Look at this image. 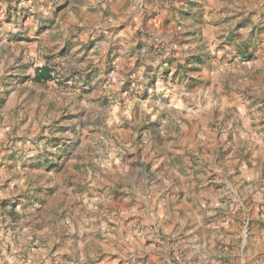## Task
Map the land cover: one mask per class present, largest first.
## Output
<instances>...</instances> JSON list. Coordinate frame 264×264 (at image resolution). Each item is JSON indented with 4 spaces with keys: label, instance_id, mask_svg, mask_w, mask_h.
Here are the masks:
<instances>
[{
    "label": "rangeland",
    "instance_id": "1",
    "mask_svg": "<svg viewBox=\"0 0 264 264\" xmlns=\"http://www.w3.org/2000/svg\"><path fill=\"white\" fill-rule=\"evenodd\" d=\"M42 255L264 264V0H0V264Z\"/></svg>",
    "mask_w": 264,
    "mask_h": 264
},
{
    "label": "crops",
    "instance_id": "2",
    "mask_svg": "<svg viewBox=\"0 0 264 264\" xmlns=\"http://www.w3.org/2000/svg\"><path fill=\"white\" fill-rule=\"evenodd\" d=\"M144 198H145V208L147 210L146 212L149 215L148 210L150 209V212H151L150 216L151 217H154L155 213H158V211L162 209L163 199H159V198H156L155 199L154 198L152 200H149V199L147 200V194H146V196ZM163 207L165 209H169V206L168 205H164ZM153 222L160 223L159 221H154V220H153ZM153 222H149V223H153ZM161 227L162 226H160V229H161ZM161 232H163V231H161ZM42 259H44V255H42L41 258H37V257H32L31 259L30 258H26L25 260L20 261L19 264H41ZM12 262L13 261L8 262V263H12Z\"/></svg>",
    "mask_w": 264,
    "mask_h": 264
},
{
    "label": "built area",
    "instance_id": "3",
    "mask_svg": "<svg viewBox=\"0 0 264 264\" xmlns=\"http://www.w3.org/2000/svg\"><path fill=\"white\" fill-rule=\"evenodd\" d=\"M171 240L167 239V242L169 245H171L170 247L174 251L175 257L179 259H183L185 255L183 251L184 248L182 247L181 243L176 240H172V241Z\"/></svg>",
    "mask_w": 264,
    "mask_h": 264
},
{
    "label": "trees",
    "instance_id": "4",
    "mask_svg": "<svg viewBox=\"0 0 264 264\" xmlns=\"http://www.w3.org/2000/svg\"><path fill=\"white\" fill-rule=\"evenodd\" d=\"M50 71L48 69H41L39 70V72L37 73L36 77H35V82L37 83H44L47 82L48 80H50Z\"/></svg>",
    "mask_w": 264,
    "mask_h": 264
}]
</instances>
